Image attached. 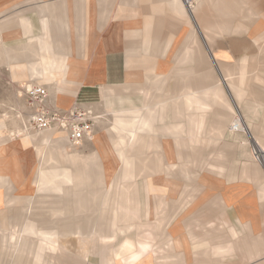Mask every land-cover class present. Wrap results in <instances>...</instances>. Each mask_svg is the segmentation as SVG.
I'll return each instance as SVG.
<instances>
[{
    "label": "rangeland",
    "instance_id": "rangeland-1",
    "mask_svg": "<svg viewBox=\"0 0 264 264\" xmlns=\"http://www.w3.org/2000/svg\"><path fill=\"white\" fill-rule=\"evenodd\" d=\"M159 1L160 0H152L150 7H147V3L142 0V13L144 14L146 10L148 12V18L142 19V22L145 23L146 21H148L151 23V27L149 28L151 29L150 32L156 35L157 39L160 42H171V50L169 51L168 55L163 56L162 58H160V60L163 61L164 64H167L168 68L172 69L171 72L174 74L177 67L174 61V54L181 47H184L186 45L187 38L190 33H194L198 40L201 51L207 57V60L217 77V81L223 85L224 91L230 101L232 98L231 94H233V92L228 90L225 86V81L223 79V67L228 66L229 68H231L235 76L240 74L239 70L241 69V67H243V83L245 85H248V88L246 87L243 90L246 95L242 99L243 101L241 102V104H238L237 107L241 109V107H243L242 105L246 104L251 110H258L259 113L257 114H250V116H252L250 123L252 126L257 125L262 129L264 127V104L256 106L246 103L245 100H249L251 95L252 97H259L261 100L264 98V89L262 88L264 87V38L255 41L251 37V34L248 33L252 31L255 23L249 25L251 21L245 14V8L239 12H235V15L231 18V24L235 26L244 23L245 27H247V33L235 31H223L221 33L219 32V29L216 28V26H218L220 23L224 24L225 20L221 19L216 11L213 10V8L209 4L207 5L206 3H204L203 0H181L186 9V16L183 18L177 16L167 3H161ZM47 4L59 6L60 2H55L54 0H46L45 2L41 3H38L37 0H0V23L22 16H42L43 14H45L44 7ZM197 5L201 6L196 10L195 8L197 7ZM254 5L255 7L258 6L259 8L262 7L264 11V0H255ZM56 10L58 9L55 8L54 11ZM209 23L214 24L215 31V37L211 42H208V40H206V34L213 31L212 28L207 29L208 27H210ZM157 24L160 25L158 28H156ZM3 25L4 26H2L0 29V47H11L13 36L9 35L8 29L5 28V23ZM17 37H19V39L21 38L19 41L21 42L23 39L22 36L18 35ZM1 62L9 63L6 60H2ZM10 70L8 66H6V64L0 63V109H3L0 110V126L4 128L0 133V149H5L6 152H11L13 147L10 144L12 143V141L19 140L20 138L22 142L25 143L24 149L26 153L28 152L30 155H12V157H10V155H6L7 153L1 155L0 164L4 165L5 175L0 177V181L10 180L9 182H12L9 183L10 189L13 192H18L20 190L24 191L25 189V192H23L25 196H30L34 193L53 195L59 194L62 191L61 185L64 183L70 184V180L65 179V181L56 184V186H53L52 188L47 187V185H45L44 183L34 180L35 170L33 169L34 166L39 163V158H41L39 146L41 149L44 144L53 145L54 139H56L57 132L55 130H51L50 137L49 139H47L44 138V136L41 134L42 131L37 132L31 128L30 111L24 94V86L37 83H32L29 79H26L29 78L28 76H24V80L20 79V83H18L11 76L12 71L10 73ZM130 73L136 74L135 72ZM145 76V82L142 79L133 81L128 80L124 84H108L102 85L100 87H90L87 88L88 91L84 93V97H82L80 94H78L77 99L74 97L73 102L71 101V105H73L74 103L79 104L85 109L89 110L94 117L93 128L94 131L96 130V134L92 136L90 142L86 141L82 143V145L88 146L83 149V151L81 152L82 155L80 157L84 158V160L89 158H99L98 152L100 151V147H98L94 143V138L101 137L104 132L108 131L112 127L114 116L119 114L133 117L139 116L145 111L143 101L147 104H152L154 109L157 106H161L160 102L155 101L156 98L154 97V95H152L151 100V93H148V96L145 99L144 95L141 92L134 94L132 93L130 94V100H121L122 102H127L128 104H124L119 101H106L102 96V93L105 89L112 88L114 90H121L127 85V88L130 87L138 89L145 87V91L147 92L152 81L150 76ZM195 85L196 87L204 86V84L199 83ZM75 89V84L66 83L65 87L62 88V90L59 92L52 89L49 90L54 93L56 99H61L64 91ZM76 95L77 94H75V96ZM49 106L57 108L61 111L68 108L57 107L53 103L50 94ZM127 107H130L131 110L128 112H118L119 109ZM237 107L233 105V108H235L234 115L224 131L215 133L210 130H189L187 132L188 136L184 139L183 148L179 150V157L175 160L174 167L172 168L177 171L178 176H185L183 180L186 187L194 188L203 179L205 181V184L212 181L213 185L211 188V192L213 194H219L222 193V190L218 186L214 185V183L218 180L222 181L223 183L227 182L230 185H236L237 183H240V172L241 170H243V164L247 163L248 159H252L254 160V162L260 163V165L262 166L260 157H258L259 155L256 152L258 147H261L260 144L264 143V137L260 136V130H254L253 135L251 130V135H249L248 133H244L240 129H232V124L234 122L236 124V119L242 116L240 110H238ZM98 116V120L95 121V118L97 119ZM261 117L263 120L260 119ZM241 118L243 119V116ZM175 120H182V117L176 118ZM157 123V130L160 133L170 136V134L172 133L169 126L170 123H168L169 125L163 122H160L159 125H157ZM18 129H20V134H18ZM26 135H33L32 140L29 141ZM38 138L42 141H34ZM205 138L209 140L208 143L204 141ZM65 145L67 146V148H69L68 144ZM159 147L160 148H158V146L157 148L153 147L152 152H150L149 154L151 156H154V158H158L163 161V153L157 152H160L161 150V146ZM73 149L75 150L77 149V147L72 148V152L74 151ZM161 151L163 152V149ZM77 154L78 153L76 152L74 153V155L71 154V157L73 156L72 162H74V164H80L78 163L79 159L78 161L76 160L79 156ZM184 155L186 157V161L182 162V160L184 159ZM197 159L201 160V162H196ZM15 162L18 163V170L16 173V166L14 164ZM105 162L107 171L109 172L108 182H112L115 178L114 170H112V161L110 160V158H107ZM262 169L264 170V165L262 166ZM25 171L27 181L24 180L23 176ZM69 173L70 168L67 169V175H69ZM157 173L163 174L160 172ZM14 174H19L17 179L15 178ZM196 175L203 178L199 180ZM168 179L175 186L174 192L179 191L182 187V184L184 183L183 180L173 178ZM13 183L20 185L22 189H20V187L14 185ZM5 187L6 185H4V183H0V193L5 190ZM242 187V190L239 191V194L237 195L238 199L234 201L233 204L228 205L229 207L226 209V211H222L211 216L205 214V208L203 207L202 210L200 206H196L194 209L189 211V218L185 221L184 224L187 226H193V228L189 230L190 240L195 242L207 241L206 246L200 249L201 251L211 250L214 243H217L220 247L219 249L222 250V244L228 243L231 245L232 249L238 247L244 253L247 247L251 245V239L246 238V236L253 235L252 233L253 231H255V228L253 226L252 217H250V211L245 210L246 206L243 205V203L240 204V196L248 191L245 186ZM249 188L253 189V187L250 185ZM42 189H46V192L51 190L55 191L54 193H45L42 191ZM10 196L11 195H7V193H2V195H0V205L3 203L6 204V201H10V198L13 197ZM176 196L177 194L173 193V197ZM246 198L247 196L244 197V199ZM77 203V198L74 197V206H76ZM15 205L24 206L22 202H19ZM39 208V213H43L45 210L51 212L60 210L58 206L49 207L48 205L44 207L45 209L41 208L40 206ZM14 211L15 210L12 209L13 213ZM0 213H2V216L0 214V221L1 224H3L2 226H0V228L7 231L10 229V226L5 220H7L9 211L8 209H0ZM57 213L54 214V217L58 215ZM181 214L182 211L179 210H177V212L174 214L175 216H173L171 220V228ZM93 216L95 219H98L97 212H94ZM254 216V221L257 223V232H264V212H255ZM166 224L167 222L163 224V227ZM215 225L217 227H215ZM145 233L146 232L136 233L133 229H129L127 231H121L119 238L111 235L112 232L109 233V237H102V240H100L99 238H94L93 242H95V246L97 247L96 253L94 254V256H88L86 258V261L91 264H112V259L119 255L123 260L118 261V264H136L137 262L139 264V260H142L144 256L150 254L151 261L149 260L150 262L147 264H261L262 262H264V253L255 259L241 261L239 253H234V251L232 252V250H229L230 253H227V251L222 253V255H226L224 257L220 256L215 258H209L208 256L199 258L197 256V253H195V257H193L191 260H187L185 258L186 251L185 249H183V244H181L180 241H176L180 239V235L178 233H173L167 237H165L163 234H154L156 237L153 239L150 238V240L148 237H145L143 235ZM177 234L179 236H177ZM172 235H174V240H172ZM68 239L70 240L71 238L66 235L62 236V240ZM257 241L261 242V240L259 239ZM50 242L51 248L48 249V254H46L47 256L50 252L55 253L58 250L59 240L55 235L52 237V240ZM68 244L69 242L66 243L67 248H69ZM259 245H261V243H259ZM198 246L199 244H195L192 246V249H197ZM69 249L71 250V248ZM73 264L78 263L74 262Z\"/></svg>",
    "mask_w": 264,
    "mask_h": 264
},
{
    "label": "crops",
    "instance_id": "crops-1",
    "mask_svg": "<svg viewBox=\"0 0 264 264\" xmlns=\"http://www.w3.org/2000/svg\"><path fill=\"white\" fill-rule=\"evenodd\" d=\"M45 1L46 0H37L38 3ZM54 1L60 2V5H45V14L42 16H22L0 23V29L5 23V28L8 29L9 35L13 36L11 43L12 46H2L0 47V50H6L10 54L16 56L15 60L18 62V64L15 65L16 67L37 68L38 64L34 61V58L29 57V48H27L26 45L30 44L31 41L42 40L46 37L59 42L61 45L58 48H55V50L64 54L66 56V60H69L67 64L69 72L66 73L65 77L67 79L65 83L75 84V90L64 91L61 100L57 101L54 93L49 90L47 85H43L44 83L40 82V76L35 73V68H33V73L27 69L28 74H25L29 77L26 79H29L32 83L39 81L37 84H41L44 87L46 86L45 88L49 91L48 93L57 107L69 108V105L72 104L74 97L76 99L78 98V94L84 97V93L88 91L87 88L100 87L108 84H124L128 81V72H135L137 74L148 75L152 78L148 93H151V100L152 95H154L156 98L155 101H158L161 104V106H157L155 109L152 104H149L152 110L151 115L153 116L155 124L157 122V125H159L160 122L165 124L174 123V119H176V115H178L180 111L182 123L187 127V132L189 130H210L217 133L222 132L227 128V125L235 112L233 105L237 107L238 104H241L243 101L242 99L246 95L243 90L246 87L248 88V85L243 83V67H241L239 70L240 74L237 76L233 74L232 69L228 66L223 67V79L226 84L225 86L228 90L233 92V94H231L232 98L230 101L224 91L223 85L217 81V77L209 64L207 57L201 51L194 33H190L187 38L186 45L181 47L174 54V61L177 66L174 74L171 72L172 69H169L167 64H164L163 61L160 60L163 56L168 55L171 50V42H160L156 35L150 32L151 29L149 28L151 27V23L148 21L145 23L142 22V19L148 18L147 10L144 14L142 13V0ZM144 1L147 3V7H150L152 0ZM203 1L207 5L209 4L221 19L225 20L224 24L220 23L216 26V28L219 29V32L235 31L247 33V27H245L244 23L235 26L231 24V18L235 15V12H239L245 8V14L251 21L249 25L255 23L252 31L248 33L251 34V37L255 41L264 38V11L262 7H255V0ZM159 2L167 3L177 16L181 18L186 16V10L184 9L185 7L181 0H160ZM200 6L201 5H197L196 10L199 9ZM102 7L104 8L102 9ZM55 8L58 10L54 11ZM159 24L156 25V28L160 26ZM209 26L210 27L207 29L212 28L213 31L206 34V40L211 42L215 37L214 24L209 23ZM18 35H21L23 38L21 42H19L21 38L19 39V37H17ZM0 63L6 64L9 70L10 67H13L9 63L1 61ZM71 75L72 77H70ZM13 79L20 83V79ZM197 83L204 84V86L196 87L195 84ZM187 88L192 92L191 95L185 94ZM262 88L264 89V87ZM123 90L124 88L121 90L109 88L105 89L103 94L108 95L110 92L116 94L121 93ZM145 90V87L138 88L137 93L141 92L143 94ZM135 92L136 91H133V94ZM182 92H184L185 95H183ZM148 93H146V97L148 96ZM75 94L77 95L75 96ZM245 102L259 106L264 104V98L261 100L259 97H252L251 95L250 99L245 100ZM242 106L243 107H241V109L238 107L237 109L240 110L243 119L250 125L252 135L254 130H260V136L264 137V127L261 129L260 126H252L250 123L252 117L250 116V113L257 114L259 111H252L246 104ZM260 119H262V117ZM140 128L143 131L144 127ZM3 129L4 128L0 126V133ZM95 132L96 130L93 131L92 136L96 134ZM60 133L62 134V138H60L61 142L59 144H67L66 135L62 132ZM18 134H20V129H18ZM165 136L167 139L170 138L168 135ZM187 136L185 138H187ZM159 137L160 134L156 133V148L160 145L163 149V146L159 143L161 142V137ZM91 138L89 142L91 141ZM34 141L41 142L42 140L38 138ZM204 141L208 143L209 140L205 138ZM10 145L13 147L12 151L6 152L5 149H0V156L6 153V155H10V157H12V155H30L28 152L26 153L24 149L25 143H23L20 138L19 140L12 141ZM260 145L264 149V143ZM86 146L88 145L79 146L74 150V152H70L72 154L75 152L78 153L77 155L79 156L76 159L77 161L79 159L78 163H81L84 160V158L80 156ZM161 150L160 152L156 151L158 153H163ZM185 158L186 157L184 155L182 162L186 161ZM198 161L201 162V160L197 159L196 162ZM253 162L254 160L248 159V162L243 164V170L240 172V183L230 185L227 182L223 183L220 180L216 181L214 185L218 186L222 190V193L219 194H213L211 192L213 185L212 181L205 184V181L202 179L203 177H198V175H196V177H198L199 180H202L194 188H189L185 186V182L183 180L185 176H178L177 171L174 169H167L164 174H155L154 176L152 174L154 177L153 179L158 184H161L166 177L183 180L184 182L179 191L173 192L177 194L176 197H173V193L169 194V201L165 208L168 216L176 213L177 210L184 212V210L189 209L187 210L188 213L186 219L182 220L183 226L186 228V232L188 233L181 234L180 239L176 240L183 244V249L186 251L185 258L187 260H191L195 257V253H197L199 258L207 256L209 258H215L220 256L224 257L226 255H222V253L226 251L227 253H230L229 250H232L234 253H239L241 261H246L255 259L264 253V232H257V223L254 221L255 212H264V170L261 166H258V168L253 167ZM25 175L26 171L23 176L24 180L27 181V176ZM9 181L10 180L0 181V183H4V185H6L5 190H3L0 195H2V193H7V195L11 196H25L23 194L25 189L24 191L20 190L18 192L11 191L9 183L12 182ZM14 185L22 189L20 185ZM249 185L252 186L254 190L250 189ZM242 186H245L248 191L240 196V204L243 203V205L246 206L245 210L250 211V217H252L253 226L255 228V231L252 233L253 235L246 236V238L251 239V245L247 247L244 253L238 247L232 249L231 245L228 243L222 244V250L219 249L220 247L217 243H214L211 250L201 251L200 249L206 246L207 241L195 242L190 240L189 230L192 229L193 226H187L184 224L189 218V211L194 209L196 206H200L202 210L204 207L206 212L205 214H208V216L226 211L229 207L228 205L233 204L234 201L238 199L237 195L239 194V191L242 190ZM45 190L46 189H42L45 193H54L55 191L51 190L46 192ZM140 194L148 197L150 196L151 198L155 196L153 193H146V190H142ZM246 196L249 198V201L244 199ZM22 203L24 206L16 205L14 207H10L9 201H6V204L3 203L0 205L1 210L8 209L9 211L7 217L8 221L5 220L9 226L12 209L15 210V213H23V216L25 215L29 221H34L35 217L38 221H42L39 217V215L42 214L39 213V206L44 208L48 204L36 205L34 211H37V215L33 217L28 213V206L24 202ZM0 214L2 216V213ZM12 214L14 213L12 212ZM43 214H45V212H43ZM93 214L94 211L89 214V218L85 219L91 221V224H88L91 228L101 225L100 222L102 221L95 219ZM2 225L3 224H1L0 221V226ZM166 225L168 226V224ZM215 227L217 226L215 225ZM173 237L174 235H172V240H174ZM70 238L68 247L73 249L76 253L77 247H81V244H78L77 240H74L72 237ZM93 239L94 238L92 236L89 237L85 243L81 242L82 244H85V253L83 255L78 254L75 258L69 261V264H73L74 262L78 264H91L86 261V258L88 256H94L96 253L97 247L95 246ZM258 239L261 240V242L257 241ZM259 243H261V245H259ZM195 244H199V246L197 249H192V246ZM261 264H264V262Z\"/></svg>",
    "mask_w": 264,
    "mask_h": 264
},
{
    "label": "bare ground",
    "instance_id": "bare-ground-1",
    "mask_svg": "<svg viewBox=\"0 0 264 264\" xmlns=\"http://www.w3.org/2000/svg\"><path fill=\"white\" fill-rule=\"evenodd\" d=\"M46 38L31 41L30 44L26 45L29 48V57L34 58L38 64L37 68L16 67L15 65L18 64L15 60L16 56L6 50H0V61L6 60L13 66L10 67L13 78L23 79L25 74H28L27 69L33 73V68H35V73L40 76V82L46 84L49 89L59 92L66 85L67 78L65 76L69 72L67 67L69 60H66L64 54L55 50L61 45L59 42L52 38ZM127 75L129 81L142 79L145 82L146 79V76L142 74L128 72ZM35 83H39V81ZM127 86L121 93L113 94L110 92L108 95L101 93L106 101H128L130 94L133 91L137 93L138 89L127 88ZM146 93L148 91H144V98H146ZM182 94L191 95L192 92L187 88L185 94L184 92ZM56 100L61 99L57 98ZM122 103L126 104L127 102ZM143 104L145 111L142 114L137 117L116 115L112 127L104 132L101 137L94 138V143L100 147L99 158H89L80 164H74L72 162L73 156L71 157L72 153H70L74 147L68 143V140L67 144L70 149L63 143L62 146L59 144L60 138H62L60 132H63L59 130H55L57 135L53 145L44 144L41 149L39 147L41 158L33 168L35 170L34 180L51 188L65 181V179L70 180V184H62V191L59 194L34 193L30 196H13L10 199V207L16 206L15 204L19 202H24L29 208V215L33 217L37 215V211L33 209L36 205L58 206L60 210L56 212L45 210V214L39 215L42 221H38L36 217L34 221H29L25 215L23 216V213L14 212L12 214L11 212L10 229L6 231L0 228V264H69V261L78 254L83 255L85 253V244L81 242L85 243L92 236L102 240V237H109L110 232H112L111 235L119 237L121 231L133 229L136 233L146 232L143 235L149 240L155 238L157 234H163L167 237L173 233L179 235L187 233L182 220L186 219L189 209L182 212L172 228L171 220L175 213L170 216L166 213L165 207L169 201L168 197L175 191V186L167 177L161 184L156 183L153 179L155 174H159L157 172L164 174L167 169L170 170L174 167L175 160L180 154L179 150L183 148L184 138L188 135L187 127L182 123V120L174 119V123L168 124L172 131L170 138H165L166 134L157 130L151 115L150 105L144 101ZM130 110V107H127L119 109L118 112ZM181 117L179 111L176 118ZM241 117L236 119V124L235 122L232 124V129H240L251 135L250 125ZM98 118L99 116L97 119L95 118V121ZM140 127H144V131ZM50 133L51 130H45L41 134L44 138L49 139ZM156 133H159L161 137L159 143L164 150L163 161L149 154L152 152V148L156 147ZM26 136L29 141L32 140L33 135ZM159 146L158 148H160ZM256 152L263 166L264 149L259 146ZM107 158H110L113 164L112 170H114L115 178L112 182H108L109 172L105 162ZM14 164L16 173L18 163L15 162ZM253 164L252 166L255 168L261 166L258 162H253ZM68 168H70L69 175H67ZM4 175V165L0 164V177ZM14 176L17 179L19 174H14ZM142 190H146V193H153L155 196L151 198L141 195ZM74 197L77 198L78 202L76 206L73 204ZM246 200L249 201V198L247 197ZM92 211L98 213V220H102V222L101 225L91 228L88 225L91 224V221L85 219L89 218ZM56 213L58 215L54 217ZM165 222H168V226L163 227ZM54 235L59 240L58 250L55 253L50 252L47 256V251L51 248L50 241ZM65 235L72 237L77 240L78 244H81V247H77L76 253L67 248L66 243L69 242V239L62 240V236ZM121 260L123 259L117 255L112 259V264H118V261ZM149 260L151 261L150 254L139 260V264H147L150 262Z\"/></svg>",
    "mask_w": 264,
    "mask_h": 264
},
{
    "label": "built area",
    "instance_id": "built-area-1",
    "mask_svg": "<svg viewBox=\"0 0 264 264\" xmlns=\"http://www.w3.org/2000/svg\"><path fill=\"white\" fill-rule=\"evenodd\" d=\"M25 98L30 111V126L37 132L45 130L63 131L72 147H79L89 141L94 130V117L79 104L66 110L49 106V94L42 85L25 87Z\"/></svg>",
    "mask_w": 264,
    "mask_h": 264
}]
</instances>
